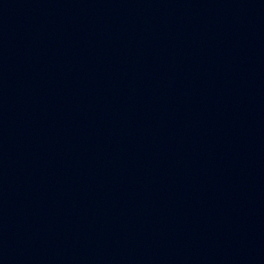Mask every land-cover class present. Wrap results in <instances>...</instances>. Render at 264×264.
<instances>
[{
    "label": "water",
    "instance_id": "water-1",
    "mask_svg": "<svg viewBox=\"0 0 264 264\" xmlns=\"http://www.w3.org/2000/svg\"><path fill=\"white\" fill-rule=\"evenodd\" d=\"M0 264H264V0H0Z\"/></svg>",
    "mask_w": 264,
    "mask_h": 264
}]
</instances>
